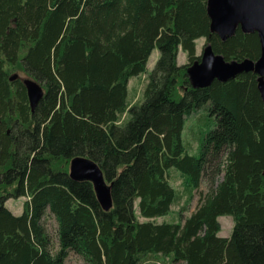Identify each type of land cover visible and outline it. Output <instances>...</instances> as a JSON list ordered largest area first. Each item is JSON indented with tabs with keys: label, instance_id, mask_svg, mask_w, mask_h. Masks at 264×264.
Returning a JSON list of instances; mask_svg holds the SVG:
<instances>
[{
	"label": "trees",
	"instance_id": "1",
	"mask_svg": "<svg viewBox=\"0 0 264 264\" xmlns=\"http://www.w3.org/2000/svg\"><path fill=\"white\" fill-rule=\"evenodd\" d=\"M207 8L208 0H0V264H64L70 253L86 264H142L150 254L172 263L264 264L258 74L193 86L188 71L201 61L200 37L227 62L256 61L260 39L239 25L222 39ZM155 48L142 100L130 103L128 81L145 73ZM179 49L188 57L182 65ZM17 71L44 89L33 111L20 78L9 79ZM196 109L206 110L209 127L193 155L181 133ZM76 156L96 162L111 184L109 210L90 181L69 176ZM202 178L207 191L183 217ZM18 197L26 199L14 214L5 203ZM181 198L175 220H155ZM222 215L233 219L228 237L219 235Z\"/></svg>",
	"mask_w": 264,
	"mask_h": 264
},
{
	"label": "water",
	"instance_id": "2",
	"mask_svg": "<svg viewBox=\"0 0 264 264\" xmlns=\"http://www.w3.org/2000/svg\"><path fill=\"white\" fill-rule=\"evenodd\" d=\"M207 11L211 20L210 29L222 39L232 35L237 25L246 32L256 31L260 39L261 53L256 61L244 59L240 62H227L221 55L213 54L207 45L211 56L209 59H201L196 67L199 74L195 75L202 81V86H205L213 78L225 80L240 71L252 70L258 74L257 87L264 102V78H262L264 76V0H208ZM16 78H20L23 83L33 111L44 95L42 85L30 76L20 77L14 73L9 77L11 81ZM68 174L73 180H87L92 183L96 198L103 210L112 207L111 184L107 183L96 162L85 156L73 157L69 162Z\"/></svg>",
	"mask_w": 264,
	"mask_h": 264
},
{
	"label": "rangeland",
	"instance_id": "3",
	"mask_svg": "<svg viewBox=\"0 0 264 264\" xmlns=\"http://www.w3.org/2000/svg\"><path fill=\"white\" fill-rule=\"evenodd\" d=\"M205 39L203 37H200L196 39L195 41V53L196 55H201V59H209L211 56V52L209 51L208 47L205 45ZM159 57V51L157 48L153 49L151 52V55L149 56V59L147 61V69L145 73L140 74L132 77L133 79L128 84V102H135L138 100H142V89L144 87V84L146 82V77L148 73L152 70L154 67V64ZM188 62L187 54L179 49L177 54V63L179 65L185 64ZM200 62L196 61L194 62L189 70V76L191 77V84L193 86H202V81L196 76L195 74H199L198 66ZM194 71V74H193ZM17 73L20 77H29L27 74L23 73L22 71L14 72ZM13 73V74H14ZM261 76V75H260ZM259 76V77H260ZM264 78V76H262ZM205 109H196L191 113V116L188 117V119L185 120V125L183 127L182 133H181V141L185 147V150L189 154L198 155V147H199V139L201 136V132H204L208 130L209 125V116L206 115ZM170 173L168 175L169 181L171 184L178 190L181 189V178L179 176L178 170L175 168L169 169ZM222 177V174L218 175L216 177L217 181H219ZM207 181L205 178H202L200 188L198 191L194 192V196L192 200L190 201L189 205L187 206V209L183 212L182 216L188 215L190 212L194 211L198 204V198H199V192H206L207 191ZM25 197H18V198H9L7 199L5 205L14 213V214H20L23 209V203L25 201ZM184 198H181L178 202L172 205V211L169 214H166L164 216L156 217L155 220L157 222L162 221H171L174 217V220L177 218V211L178 209L183 205ZM134 211L139 220H144V218L140 217L139 215V209H138V198L134 200ZM218 220L221 225V230L219 235L228 237L231 234L232 227H233V219L230 215H222L218 217ZM44 225L48 231V233L51 236V239L53 241V244L57 245V236H56V222L51 214H47L44 217ZM149 260L151 262H159V264H164V261L166 257L164 255H154L150 254L146 256L145 261ZM64 264H86L81 258H79L74 253H70L67 259L65 260ZM156 264V263H155ZM170 264V263H169ZM172 264V263H171ZM174 264H184L182 261L174 263Z\"/></svg>",
	"mask_w": 264,
	"mask_h": 264
},
{
	"label": "crops",
	"instance_id": "4",
	"mask_svg": "<svg viewBox=\"0 0 264 264\" xmlns=\"http://www.w3.org/2000/svg\"><path fill=\"white\" fill-rule=\"evenodd\" d=\"M138 76H139V75H138ZM136 77H137V76H136ZM132 79H133V78H130V79H129L128 84L130 83V81H131ZM130 103H132V102H130ZM219 233H220V232H219ZM154 255H155V254H154ZM156 255L160 256V254H156ZM165 257H166L167 261L165 260V261H164V264H169V263L171 264L172 262L169 261L168 257H167V256H165ZM155 263H156V264H159V262H157V261H155V262H154V261L151 262V261H149V260L144 261L142 264H155ZM172 264H174V263H172Z\"/></svg>",
	"mask_w": 264,
	"mask_h": 264
}]
</instances>
